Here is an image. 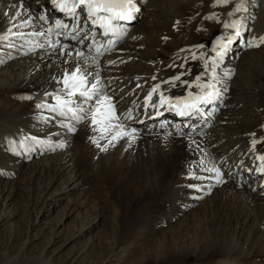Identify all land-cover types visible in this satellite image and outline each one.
Masks as SVG:
<instances>
[{
  "label": "bare ground",
  "instance_id": "obj_1",
  "mask_svg": "<svg viewBox=\"0 0 264 264\" xmlns=\"http://www.w3.org/2000/svg\"><path fill=\"white\" fill-rule=\"evenodd\" d=\"M252 1L227 0L226 3L220 4H217V0L174 1L173 4L176 6L172 7L171 12L175 11V13H173L174 17L169 19L171 29L167 30V24L165 25L159 17L151 22L152 11L150 10L154 11L157 8L154 6L157 0H134L138 9L137 18L128 37L110 57L97 63L85 55L78 59L76 52L80 50H75L73 47L62 45L57 48V46L44 45L37 41L41 36V27H38L34 14L41 7L47 6L51 0H0V33L10 26V21L15 25L28 21L22 29L13 28V32L19 30L25 34L24 39L13 41L15 48L0 46V56L5 60L3 64H0V138L6 135L10 146L6 149L4 147L2 151L4 156H1L0 152V162L9 167L0 165V174L14 175L25 170L30 175H34L38 171H43V167L50 168L52 161L54 162L53 171H56L55 177L67 176L63 180L65 182H62L63 185L53 192L54 195L62 197L65 194L71 195L78 187H82L76 177V171L74 172L77 170L76 161L79 162L78 154L81 151L64 150V144L67 146L72 142V148L75 146L78 149L79 139L85 141L94 151L91 158L97 161H103L101 159L106 158L108 151L113 153V150L118 147V151L126 152L129 140L130 142L139 141L131 144L137 146L136 149H140V152L148 150L152 142H155L148 139V136H138L135 133L112 140L116 132L110 131L104 138H100V133L93 131L91 113L80 122H75L50 111L48 107L37 108L36 103L50 106L55 103L52 96H63L60 91L63 85L59 81L64 77L65 72L77 66L87 74L89 87L98 79L100 89L103 92L106 91L109 94L107 96H111L112 103H116L117 107H121L125 102L131 103L132 99H135L134 104H136L140 99L147 98L148 92L156 85H159L156 92L158 94L185 96L189 91L195 92L194 84L197 77H202L205 82L209 80L210 65L209 70L206 71L205 60H210L214 55L213 47L216 45L219 34L227 31L235 35L233 28H226L224 25L239 21L240 33H246V44L255 42L259 46L253 47L255 50L253 54L248 53L250 47L247 46L246 49H238V46H235V50L231 53L227 52L226 62L218 72L220 82L217 84L223 89L222 95L225 99L222 105L218 106L211 126L202 131L196 130L191 139L182 138L177 142L181 145L180 147L177 145L179 149L190 148L191 145L187 147L186 145L192 144L194 140L193 142L197 144L196 147L194 146V153L202 166L207 162L211 164H208L204 170L201 169L200 173L194 177H190L192 181L188 178L177 180L179 183L175 181L170 191V204L175 214L186 211L189 205L197 204V210L191 214L204 215L205 218L207 212L212 210L219 221L228 226V228L219 226L223 230L217 232L219 228L214 229L211 221V228L215 232L214 236H209L207 233L202 242L203 257L213 251L214 255L220 258L221 264H234V262L264 264V251L253 250L254 244L259 239H264L262 190L252 194L246 188L239 189V186L231 179L234 167L241 168L249 165L246 163L249 154H264V142L257 143L255 152L251 150L253 133L264 141V63L258 67L257 71L254 67H248V58L251 55L253 57L258 55L260 49L264 48V41L259 39L264 37V29L260 28V26L264 28V0ZM238 5H243L239 11L236 10ZM17 12L20 13L19 17H16ZM151 25L153 28H150ZM197 29H201V35L209 36L207 41L193 42ZM260 31L262 35L258 36ZM142 37L145 38L144 41L142 40L145 43L137 45ZM254 38H256L255 41ZM205 42L210 44L209 48L204 46ZM136 46L138 49L142 48L141 46L145 48L142 51H136ZM30 48L34 50L29 51ZM175 50L183 54L178 56ZM69 52L72 53L71 56L68 55ZM50 67L53 70L52 73L47 72ZM226 74H230V78ZM176 76L180 79L169 81V78ZM189 84L193 87H189ZM123 87L125 89L118 92ZM115 91L118 95L114 97L112 93ZM7 98L9 102L6 108L2 103ZM73 99L76 101L73 107L80 105L87 108L89 104L94 103L95 97L93 101L88 102L78 96ZM233 111H239L241 116L232 117ZM81 115L83 116V113ZM241 125L243 130H240ZM69 127L75 130L69 131ZM93 138L97 140L99 147L92 142ZM174 139L169 140L173 142ZM119 141L121 142L118 143ZM21 144L25 147L21 148ZM52 146L60 147V151L44 156L34 163H26L31 154L38 155L44 149L49 151ZM37 149H40L39 152ZM11 151L22 156L10 157ZM209 169H216L224 174L220 173V183L216 182L215 171H209ZM152 180L150 187L158 189L157 179ZM186 217L187 215L184 214V218ZM232 220L235 222L232 223ZM238 220H242L241 224L239 223L240 229L248 232L243 241L250 243L248 247L244 245L239 247L237 244L238 238L242 240V232L237 236L234 234ZM226 238L229 240L225 241Z\"/></svg>",
  "mask_w": 264,
  "mask_h": 264
},
{
  "label": "rangeland",
  "instance_id": "obj_2",
  "mask_svg": "<svg viewBox=\"0 0 264 264\" xmlns=\"http://www.w3.org/2000/svg\"><path fill=\"white\" fill-rule=\"evenodd\" d=\"M174 1L178 0H157L154 5L157 8L150 10L151 22L159 17L165 25L167 24L166 29H171L169 19L174 17L175 11L171 12L176 6ZM150 28H153V25ZM260 28L264 29L263 26ZM194 34L195 43L207 41L209 38L208 35H201V29H197ZM261 35L260 31L258 36ZM143 37L137 45L145 43ZM141 47L138 49L136 46L135 50H144L145 47ZM249 51L248 53L253 54L255 50L250 47ZM174 52L178 56L183 54L176 50ZM259 54L248 58V67H254L256 71L264 63V48L260 49ZM47 72H53L51 67ZM7 102L8 98L2 103L6 108ZM233 112L232 117L241 116L239 111ZM240 130H243V125ZM149 137L152 136H148V139L155 142H152L148 150L140 152V149H136L137 146H133L139 141L129 140L126 152L118 151L119 147L115 148L113 153L107 152L106 158L101 159L103 161L91 158L94 151L83 140L79 139L78 149L75 146L72 148V142L67 146L64 144V150L81 151L80 155L78 154L79 162L76 161L77 170L74 172L76 171V177L82 187H78L71 195L59 197L53 194L63 185L67 176L55 177L56 171H53L52 161L50 168L43 167V171L31 174L32 176L25 170L14 175L0 174V264L219 263L220 258L214 255L213 251L203 257L201 246L207 233L214 236V229L219 228L217 232L223 230L219 226H225L226 223L219 221L211 209L205 218L204 215L191 214L197 210V204L189 205L186 211L178 214L172 212L173 207L170 204L173 183L187 178L192 181L190 177H194L211 163L207 162L202 166L194 153L197 145L194 140L193 145H186H191L190 148L179 149L181 145L177 143L180 140L178 138L177 141L174 139L171 142L169 139L173 138ZM1 138L0 152L1 156H4V147L6 149L10 146L6 135ZM39 150L37 149L38 152ZM59 151L60 147L52 146L49 151L44 149L38 155L31 154L26 163H34ZM8 153L10 152L6 154ZM21 156L11 151L10 157ZM0 165L9 168L2 163ZM152 177L157 179L158 189L150 187ZM184 214L187 215L186 218ZM211 221L214 229L211 228ZM241 221L236 223L234 234L237 236L242 232V240L238 238L237 244L239 247H248L250 243L243 242L248 232L240 229ZM234 222L232 220V223ZM228 240L229 238H226L225 241ZM253 250L264 251L263 238L254 244Z\"/></svg>",
  "mask_w": 264,
  "mask_h": 264
},
{
  "label": "snow or ice",
  "instance_id": "obj_3",
  "mask_svg": "<svg viewBox=\"0 0 264 264\" xmlns=\"http://www.w3.org/2000/svg\"><path fill=\"white\" fill-rule=\"evenodd\" d=\"M226 2L227 0H217V4ZM51 3L62 14L73 19L78 20L80 13H83L87 21H89L93 27L98 26L102 30L104 36H111L117 40L122 38L124 34L123 23L130 22L134 18L135 12L138 11L134 0H51ZM241 7H243V5H238L236 10L239 11ZM19 15L20 13L17 12L16 17H19ZM40 19L43 21L45 20V17L41 16ZM27 24L28 21L21 22L19 25L11 24L10 21V26L3 33H0V46L15 48L16 45L13 41L15 39H24L25 34L19 30L13 32V28L22 29ZM224 26L226 28H233L237 37L240 35L239 29L241 24L239 21H236L231 25L225 24ZM56 27L61 28L67 26L57 22ZM49 32H51V29H49ZM233 39V37H228L227 43H222L220 40L216 42V45L213 47L215 56L210 60H205L206 71L209 70L210 65L209 80L204 82L202 77H197L194 84L197 92L193 93L189 91L187 95L175 99L166 97L163 93H160L158 104H153V106H167L169 110H175L179 115L183 116L192 113H199L202 110V105L212 103L220 95L221 91L217 88V84L220 82L217 69L232 44ZM255 39L256 38H254V41ZM259 39L264 41V37ZM114 42V40L109 41L110 44H113ZM246 46L254 47L259 45L253 42L246 44ZM31 50L34 49L30 48L29 51ZM96 54H101L99 47L96 48ZM68 55L71 56L72 53L69 52ZM76 56L79 59L84 56V53L77 51ZM9 58H11L10 53ZM4 62V58L0 56V64H3ZM226 75L230 78V74ZM175 79L179 80L180 77L177 76ZM59 83L63 85L60 90L63 93V96L54 95L52 96V99L55 101L53 105L37 104V108L48 107L50 111L57 113L61 117L70 118L76 122H80L91 113V125L93 131L99 132L100 138H104V136L110 131L116 132V135L112 136V140L125 135H131V133L127 132V130L118 123L120 118L116 115L115 105L112 103V98L104 94L100 89V82L98 79L96 80V83L91 84L89 87L87 74L81 67L77 66L75 69L65 72L64 77ZM189 87H193V85L189 84ZM158 89L159 85H156L148 92L146 103L151 102L153 93H156ZM77 96L83 98L85 102L93 101L94 97L95 100L94 103L87 108L80 105L73 107L76 103L73 98ZM25 99H30V97H25ZM81 113H83V116ZM74 130V128L69 127V131ZM252 135L254 139L251 142V150L255 152L257 143L264 141H262L261 138L256 137L255 133ZM92 142L97 144L98 147L100 146L95 138H93ZM23 147H25V145L21 144V148ZM256 159L261 162L259 170L264 172V154L257 155ZM209 171H215L216 182L220 183L219 171L216 169H209ZM197 191H199V189H197Z\"/></svg>",
  "mask_w": 264,
  "mask_h": 264
}]
</instances>
